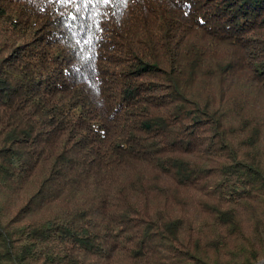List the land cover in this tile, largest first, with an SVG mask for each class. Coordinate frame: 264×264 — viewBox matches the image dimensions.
I'll list each match as a JSON object with an SVG mask.
<instances>
[{"label": "trees", "instance_id": "1", "mask_svg": "<svg viewBox=\"0 0 264 264\" xmlns=\"http://www.w3.org/2000/svg\"><path fill=\"white\" fill-rule=\"evenodd\" d=\"M264 260V0H0V264Z\"/></svg>", "mask_w": 264, "mask_h": 264}, {"label": "rangeland", "instance_id": "2", "mask_svg": "<svg viewBox=\"0 0 264 264\" xmlns=\"http://www.w3.org/2000/svg\"><path fill=\"white\" fill-rule=\"evenodd\" d=\"M258 264H264V260L260 261Z\"/></svg>", "mask_w": 264, "mask_h": 264}]
</instances>
